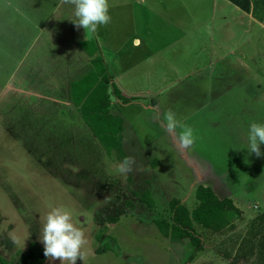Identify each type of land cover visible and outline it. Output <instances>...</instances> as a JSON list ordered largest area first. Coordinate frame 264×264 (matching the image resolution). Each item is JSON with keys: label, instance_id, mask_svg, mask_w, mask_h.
Here are the masks:
<instances>
[{"label": "rangeland", "instance_id": "1", "mask_svg": "<svg viewBox=\"0 0 264 264\" xmlns=\"http://www.w3.org/2000/svg\"><path fill=\"white\" fill-rule=\"evenodd\" d=\"M12 1L0 0V18H5L2 13ZM5 34L0 32V264H29L33 256L41 258L42 264H60L45 257L40 240L46 216L56 207L71 210L73 223L86 233L84 258L77 264H227L217 254L228 238L223 235L228 233L214 234L196 224L195 233L203 249L188 262L193 249L188 239L171 242L161 235L155 221L171 218L172 199L194 209L200 186L211 188L220 198L232 199L241 210L234 233L245 234L257 213L264 212V144L260 145V157L249 153L248 144L250 125L264 123V86L256 89L252 80L240 85L234 78V90L222 99H230V103L227 108L219 105L218 110L225 111L218 113L222 123H217L209 116L212 112L198 111L207 101L206 108L213 104L216 100L212 97L219 96L209 76L180 79L176 84L180 87L175 90L185 95L182 86L190 88L186 96L172 95L180 123L169 138L134 106L123 116L126 126H122V149L124 157L132 156L136 163L130 173L121 174L123 157L115 150L107 153L97 140L93 141L83 118L77 142L71 147L60 144L57 124L47 114L51 102L29 99L8 88L30 84L20 77L28 65L20 62L24 50L10 43L22 39L17 34L11 38ZM263 37L258 38L259 55L251 63L264 74ZM192 46L190 65H204L199 61L201 55L195 53L200 48ZM15 67L21 70L14 72ZM179 75L174 72V77ZM195 78L198 85L193 82ZM213 79V84L219 82ZM195 88L201 91V98L189 104L188 99L197 93ZM11 102L25 109L38 106L39 111L28 110L20 122L8 126ZM146 103L151 104L150 99ZM46 104L48 108L43 107ZM192 125H196L195 141L184 150L178 138L185 127ZM145 191L150 192L152 206L136 195Z\"/></svg>", "mask_w": 264, "mask_h": 264}, {"label": "crops", "instance_id": "2", "mask_svg": "<svg viewBox=\"0 0 264 264\" xmlns=\"http://www.w3.org/2000/svg\"><path fill=\"white\" fill-rule=\"evenodd\" d=\"M109 4L111 22L99 26L94 33L74 25L75 6L64 3V0H13L8 2L6 13H2L5 18H0V32L7 33L8 38L17 34L22 39V42L10 43L23 48L20 62L28 63L20 77L23 81L29 80L30 85L8 88L29 99L51 102L52 108L47 114L57 124L60 144L71 147L77 142L78 129L85 123L79 100L99 84L104 73L109 79L111 115L120 117L125 127L123 116L137 106L139 108L135 110L141 116H148L146 118L152 125L168 138L174 135L166 131L164 116L169 109L174 112L172 95H184L182 90H175L180 87L176 85L180 79L209 76L219 96L212 97L211 100L216 101L206 108L207 101L198 111L212 112L209 116L217 123H222L218 113L225 111L218 110L219 105L227 108L230 103V99L225 102L222 99L234 90V78L240 85L252 80L256 89L264 86L263 70L259 73L258 67L252 65L259 55L258 38L264 36V0H250V8L246 11L230 0H109ZM192 45L200 48L195 53L201 55L198 56L199 61L204 65H190ZM96 58L101 61V68L95 67ZM14 69V72L21 70ZM175 71L180 74L178 77H174ZM214 77L219 80L216 84L212 82ZM193 82L199 84L197 79ZM115 87L124 99L114 95ZM182 87L188 94L190 87ZM44 90L46 92L41 93ZM197 93L188 99L189 104L197 97L201 98V91ZM148 99L151 104L146 103ZM11 103L8 126L20 122L28 110L35 108L39 111L38 106L25 109L18 102ZM43 107L48 108V104ZM157 113L159 119L156 118ZM195 127L191 126L193 130ZM64 129L67 134H64ZM89 131L91 139L96 141L97 138ZM121 135L123 144L124 129ZM240 136L241 133L239 139ZM219 233H228V236L223 235L228 238L223 240L224 248L217 254L227 264L258 262L256 255H238L245 237L247 246L244 247L251 248L248 231L243 235L234 233L233 227ZM203 259L205 257L201 258L202 263Z\"/></svg>", "mask_w": 264, "mask_h": 264}, {"label": "trees", "instance_id": "3", "mask_svg": "<svg viewBox=\"0 0 264 264\" xmlns=\"http://www.w3.org/2000/svg\"><path fill=\"white\" fill-rule=\"evenodd\" d=\"M230 1L235 5H241L245 11L250 8V0ZM255 9H257V4ZM94 65L96 68L102 67L101 61L97 58L94 59ZM108 84V76L104 73L99 84L87 95L80 98V112L102 148L107 153L115 150L124 159L121 135L122 120L120 117L111 115L110 113ZM113 93L117 98L124 99V96L116 87ZM136 195L142 201L147 202L149 206L153 205L149 191H145L142 194L136 193ZM196 198L198 205L194 209H190L187 205L181 203L179 199H172L170 201L171 218L169 220L155 221L161 235L169 238L171 242H182L188 239L190 245L193 246L188 262L192 261L196 253L203 249L200 237L195 233L196 224L215 234L233 228L234 220L242 216L241 210L235 206L232 199L220 198L209 187L200 186L196 190ZM248 232V241L252 244L251 248L244 247L247 246L245 245V237L238 249V255L241 253L244 254V257L256 255L257 264H264V212L259 211L251 220ZM42 263L43 260H40L37 256H33L29 260V264Z\"/></svg>", "mask_w": 264, "mask_h": 264}, {"label": "clouds", "instance_id": "4", "mask_svg": "<svg viewBox=\"0 0 264 264\" xmlns=\"http://www.w3.org/2000/svg\"><path fill=\"white\" fill-rule=\"evenodd\" d=\"M64 3L75 6L73 21L77 28L83 27L89 32H96L99 26L111 22L109 0H64ZM159 119V113L156 114ZM165 128L169 133H174L179 126L176 113L169 109L164 116ZM195 141L194 130L185 127L181 132L178 143L187 149ZM249 153H255L257 157L262 155L260 145L264 144V123H252L248 133ZM135 158L125 157L119 164L121 174L130 173L135 165ZM40 240L44 246V255L51 261H65L69 264H77L83 260V249L87 244L85 231L73 223L72 211L65 207H56L48 212L43 225Z\"/></svg>", "mask_w": 264, "mask_h": 264}]
</instances>
